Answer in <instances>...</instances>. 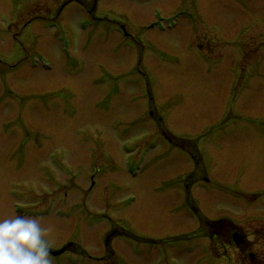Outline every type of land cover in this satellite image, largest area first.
<instances>
[{
  "label": "rangeland",
  "instance_id": "obj_1",
  "mask_svg": "<svg viewBox=\"0 0 264 264\" xmlns=\"http://www.w3.org/2000/svg\"><path fill=\"white\" fill-rule=\"evenodd\" d=\"M16 214L53 264H264V0H0Z\"/></svg>",
  "mask_w": 264,
  "mask_h": 264
},
{
  "label": "clouds",
  "instance_id": "obj_2",
  "mask_svg": "<svg viewBox=\"0 0 264 264\" xmlns=\"http://www.w3.org/2000/svg\"><path fill=\"white\" fill-rule=\"evenodd\" d=\"M48 231L33 217L0 218V264H53Z\"/></svg>",
  "mask_w": 264,
  "mask_h": 264
},
{
  "label": "flooded vegetation",
  "instance_id": "obj_3",
  "mask_svg": "<svg viewBox=\"0 0 264 264\" xmlns=\"http://www.w3.org/2000/svg\"><path fill=\"white\" fill-rule=\"evenodd\" d=\"M213 235H216L215 233H213ZM111 236H112V234H109L108 236H106L107 237V240H110L111 239ZM228 236V235H227ZM208 237V236H207ZM226 240V239H225ZM227 242H229V243H232L230 240H226ZM110 253H112V250L110 249V250H108L107 252H106V254H110Z\"/></svg>",
  "mask_w": 264,
  "mask_h": 264
},
{
  "label": "trees",
  "instance_id": "obj_4",
  "mask_svg": "<svg viewBox=\"0 0 264 264\" xmlns=\"http://www.w3.org/2000/svg\"><path fill=\"white\" fill-rule=\"evenodd\" d=\"M193 158L196 160L197 165H199V159H197L195 154H192Z\"/></svg>",
  "mask_w": 264,
  "mask_h": 264
}]
</instances>
